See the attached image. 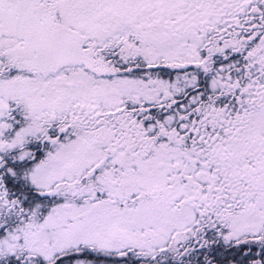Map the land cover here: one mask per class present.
Returning <instances> with one entry per match:
<instances>
[{
  "label": "snow or ice",
  "instance_id": "snow-or-ice-1",
  "mask_svg": "<svg viewBox=\"0 0 264 264\" xmlns=\"http://www.w3.org/2000/svg\"><path fill=\"white\" fill-rule=\"evenodd\" d=\"M0 264H264V0H0Z\"/></svg>",
  "mask_w": 264,
  "mask_h": 264
}]
</instances>
